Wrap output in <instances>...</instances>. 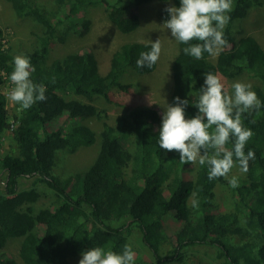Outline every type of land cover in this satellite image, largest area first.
<instances>
[{"label":"trees","instance_id":"trees-1","mask_svg":"<svg viewBox=\"0 0 264 264\" xmlns=\"http://www.w3.org/2000/svg\"><path fill=\"white\" fill-rule=\"evenodd\" d=\"M5 1L18 18H31L41 29L34 49L25 56L35 68L33 82L46 88V100L13 116L17 127L10 136L15 154L0 158V173L5 181L0 191V250L8 240L20 239L18 256L23 264H70L69 258L82 257L92 247L120 253L128 244L135 253L134 264H186L190 249L207 247L217 251L215 258L220 264H264V50L251 36L237 38L231 27L232 19L262 6V0H233L230 20L223 30L227 44L214 61L207 52L200 60L185 55L186 45L177 42L178 53L171 64L173 88L169 105L175 106V97L187 99L185 118L198 113L194 104L198 90L204 87L205 73L227 80L246 76L258 83L251 89L262 107L242 115L244 126L253 132L244 151L247 154L252 150L255 159L249 161L247 173L241 172L238 164L232 169L241 172L235 176L239 180L235 188L229 183L233 177L210 181L206 165L182 164L178 152L161 149L160 116L149 106L130 110L124 117L128 125L123 127L113 129L104 123L97 157L80 175L65 179L52 175L58 151L72 153L96 140L95 133L79 123L80 119L96 115L94 106L66 102L67 96L88 101L98 96L111 102L109 93L113 89L125 92L131 88V84L120 82L128 69L149 74L157 63L152 68L137 67L139 54L150 51V44L139 42L119 46L110 57L105 75L99 73L97 59L89 49L50 62L52 44L62 41L58 26L75 31L81 24L82 32L77 33L85 34L89 21L77 14L103 0H53V11L38 0ZM104 1L108 20L123 34L138 28L137 10L142 5L171 1L173 6H180V0ZM158 14L168 19L165 10ZM12 70L10 50L1 49L0 44V85L1 72L10 77ZM232 92L231 87L229 94ZM17 107L20 106L15 104ZM58 109L64 110L67 120L75 122L66 129L61 124L48 129L47 116ZM9 126L6 98L0 93V144ZM128 134L133 136L132 149L123 146ZM117 145L122 150H114ZM226 147L231 149L233 141ZM212 151L209 149V154ZM189 165L191 169H187ZM22 178L35 179L31 187L20 190ZM38 184L55 192L51 206L34 208L41 197ZM217 186L228 190L233 199L232 212L212 214ZM133 234L137 248L129 242ZM145 250L150 259L143 258ZM0 264L16 262L0 254Z\"/></svg>","mask_w":264,"mask_h":264},{"label":"rangeland","instance_id":"rangeland-1","mask_svg":"<svg viewBox=\"0 0 264 264\" xmlns=\"http://www.w3.org/2000/svg\"><path fill=\"white\" fill-rule=\"evenodd\" d=\"M113 0H108L112 2ZM45 6H50L51 11L56 7L53 0H38ZM105 1L103 3L88 6L80 9L81 13L77 14L78 18L89 21L87 24V32H82V25H76V29L68 30L59 25V36L62 41H55L50 48L49 61L60 58L62 59L68 54L81 51L83 49L91 50L98 62V69L101 75L107 73L111 55L124 43L139 42L150 44L157 39L161 43V53L157 61L156 69L149 74H137L128 69L120 78L123 84H131V88L123 92L119 89H113L109 93L111 102H106L103 98L95 96L90 101L85 98L68 95L66 102L74 101L80 105L91 104L95 108V116L80 119L79 123L89 127L96 135L95 142L88 147H77L72 153L66 151H58L55 159V166L52 169V175L59 179H65L74 175H80L95 161L100 147V133L104 123H107L113 129L125 124L128 125V119L124 118L130 110L137 107H153L160 116V126L162 122V114L166 105H169L170 95L173 88L171 64L178 53L177 41L171 36L169 29H165L163 23L164 17L158 13L168 7L173 6L171 1L167 2H150L138 8V18L140 24L134 31L123 34L120 33L107 18ZM263 5L251 10L250 13L243 17H235L231 21L232 33L237 37L251 36L258 45L264 50V0ZM39 26V25H38ZM31 18H18L12 7L5 0H0V28L2 29V37L0 44L2 48L10 50V55L14 58L16 55H25L34 49L36 37L41 33ZM218 53V52H217ZM216 54L210 56L214 61ZM105 72V73H104ZM224 84L225 91L229 93L233 83L241 81L250 84L251 88L258 83L248 77L239 80H227L220 77ZM13 85L10 77L1 81L0 91L5 95L6 108L9 116L10 127L4 132L0 144V158L5 154H15V144L11 140L13 130L17 127V121L13 116L20 115V107L15 108V103L8 98V92ZM64 110L58 109L47 116L48 129H54L61 124L63 129L70 127L75 121L66 119L63 116ZM13 125V128H12ZM130 130V127L128 126ZM154 130L156 128L154 127ZM133 136L128 134L124 139V147H132ZM122 150L120 145L114 150ZM113 150V151H114ZM198 163V162H197ZM197 163H192V167H196ZM191 169V165L187 167ZM1 170V167H0ZM190 173V172H189ZM241 175L239 170H232L229 176L235 177ZM192 178L193 174H189ZM4 179V175L0 173V180ZM35 178H22L19 181V189H27L32 186ZM188 179L185 175V180ZM229 180V179H228ZM41 197L35 203L34 208L40 209L52 205L55 192L48 187L38 184ZM233 211V199L227 189L217 186L215 189V198L211 208L212 214H225ZM173 222V220H171ZM170 221V223H171ZM135 233V230L133 231ZM136 234V233H135ZM135 234L130 237L129 242L137 248ZM239 240L235 238L234 243ZM20 239L8 240L5 247L0 250V254L6 258L13 259L16 264H23L18 256ZM136 252V251H135ZM216 250L207 247H194L187 253L186 264H220L215 258ZM137 253V252H136ZM143 258L150 259L147 250L143 252ZM82 257L69 258L70 264H79ZM176 264V263H168Z\"/></svg>","mask_w":264,"mask_h":264},{"label":"clouds","instance_id":"clouds-1","mask_svg":"<svg viewBox=\"0 0 264 264\" xmlns=\"http://www.w3.org/2000/svg\"><path fill=\"white\" fill-rule=\"evenodd\" d=\"M232 10L233 0H180L179 7L165 9L168 19L163 26L170 30L178 43L186 45L183 48L185 55L200 60L205 52L214 55L226 46L223 30ZM1 49L4 48L1 46ZM160 53V40L150 42V51L139 54L137 67L152 68ZM34 72L28 56L21 54L13 58L10 74L13 87L8 98L20 106L19 110L29 109L36 102L46 100L45 86L34 83L31 78ZM204 75V87L198 90L194 104L198 113L193 118H185L187 99L175 97V106L166 105L158 131L159 147L178 152L182 164L199 162L206 165L210 181L227 177L237 164L241 172L247 173L249 161L255 159V153L249 150L245 154V146L253 132L244 126L242 115L251 109H260L261 101L250 84L235 82L231 86L233 92L229 94L219 76L212 73ZM230 140L233 141L231 149L226 147ZM209 149L213 150L211 154ZM229 183L233 188L239 186L237 177ZM134 257L135 253L128 244L120 253L92 247L82 253L79 264H134Z\"/></svg>","mask_w":264,"mask_h":264},{"label":"built area","instance_id":"built-area-1","mask_svg":"<svg viewBox=\"0 0 264 264\" xmlns=\"http://www.w3.org/2000/svg\"><path fill=\"white\" fill-rule=\"evenodd\" d=\"M1 76H2V80L6 79L7 77H9L6 73L4 72H1ZM1 86V85H0ZM1 94H3L1 91H0ZM7 109V108H6ZM12 128H13V125H12ZM4 186H5V181L4 179L3 180H0V191H3L4 189Z\"/></svg>","mask_w":264,"mask_h":264}]
</instances>
